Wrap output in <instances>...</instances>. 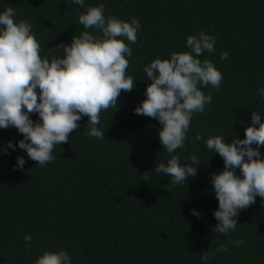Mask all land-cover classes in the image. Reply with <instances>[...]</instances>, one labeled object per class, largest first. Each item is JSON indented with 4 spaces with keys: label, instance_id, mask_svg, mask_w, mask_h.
<instances>
[{
    "label": "trees",
    "instance_id": "obj_1",
    "mask_svg": "<svg viewBox=\"0 0 264 264\" xmlns=\"http://www.w3.org/2000/svg\"><path fill=\"white\" fill-rule=\"evenodd\" d=\"M100 3L106 17L141 23L136 43L119 37L132 49L126 75L135 86L121 90L116 107L101 111L97 127L104 139L85 134L84 116L68 141L54 146L56 159L46 166L18 146L0 154V264H34L45 251L59 248L71 264H202L205 252L215 253L208 264H264V199L240 211L235 231H212L218 200L210 181L224 163L204 144L215 135L225 136V143L244 139L251 112L264 117L258 95L264 88V0H85V6ZM7 7L15 8L17 21L31 23L42 58L51 59L49 50L62 51L55 46L70 44L83 31L97 34L79 23L85 7L71 0H0V11ZM201 31L214 35L216 43L214 53L199 58L213 62L223 79L218 89L201 88L212 102L193 115L183 147L173 153L181 164L195 154L197 173L185 185H174L152 171L170 158L159 140L161 125L133 110L151 83L144 66L189 51L186 37ZM225 51L228 58L221 60ZM30 118L39 119L36 113ZM197 134L203 139L196 141ZM22 138L15 127L0 129V149ZM260 151L264 158V146ZM17 156L26 161L22 170H14ZM26 234L33 237L29 247ZM235 240L243 243L234 246ZM221 244L229 251L217 252Z\"/></svg>",
    "mask_w": 264,
    "mask_h": 264
},
{
    "label": "clouds",
    "instance_id": "obj_2",
    "mask_svg": "<svg viewBox=\"0 0 264 264\" xmlns=\"http://www.w3.org/2000/svg\"><path fill=\"white\" fill-rule=\"evenodd\" d=\"M71 3L85 7L78 14V20L85 29L95 28L97 34L83 31L73 36L70 44L61 42L55 48L62 51L52 58L41 57L40 45L32 33L31 23L15 19L14 7L0 11V129L15 127L23 138L13 144L8 141L0 154H8L18 146L28 158L46 166L56 159L54 146L67 142L69 134L80 127L79 121L87 116L85 134L98 139L105 138V132L98 128L100 113L117 106L121 90H133L135 83L126 75L131 47L119 39L136 43L141 23L135 17L123 21L105 16V6H85V0H71ZM216 37L201 31L198 35L186 37L187 52H173L169 58L157 57L143 68L151 83L143 93L145 99L133 110L136 115H145L159 122L158 133L162 147L170 154L165 162L156 164V174L170 177V183L185 185L189 176H195L199 165L193 154L187 163L181 164L175 151L183 147L187 139L192 117L202 113L205 105L211 104L212 96L205 95L201 88L209 84L219 88L222 74L208 59L199 57L205 52H215ZM227 51L220 59L228 58ZM264 99V88L258 90ZM32 113L38 120L30 118ZM257 112H251V126L245 128L244 139L236 136L231 143H225V136L215 135L204 140L207 149L218 153L224 167L211 176V185L218 200L213 211L217 223L213 232L227 234L237 229L240 211L264 199V158L260 148L264 146V120ZM258 125V127H257ZM200 141L201 135L194 138ZM255 145V147H253ZM14 170H22L26 161L16 157ZM239 168V175L236 169ZM192 215L200 218L201 213L190 209ZM33 237L24 236L25 247ZM234 246L243 241L235 240ZM217 252L229 248L221 244ZM215 253L201 255L202 264H208ZM34 264H71V257L63 248L45 251Z\"/></svg>",
    "mask_w": 264,
    "mask_h": 264
}]
</instances>
